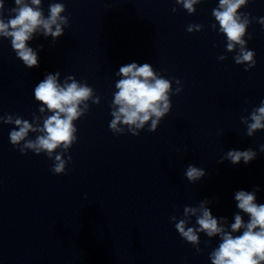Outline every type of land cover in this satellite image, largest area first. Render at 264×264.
Returning a JSON list of instances; mask_svg holds the SVG:
<instances>
[{
    "label": "clouds",
    "instance_id": "clouds-1",
    "mask_svg": "<svg viewBox=\"0 0 264 264\" xmlns=\"http://www.w3.org/2000/svg\"><path fill=\"white\" fill-rule=\"evenodd\" d=\"M201 0H176L177 4L183 6L189 14H193L196 8L193 6ZM248 4V0H219L217 8L213 9L212 15L219 24L220 33L227 39L226 49L228 52L236 51L233 57L238 65L246 64L244 71L255 67V55L252 50L246 47L244 37L247 28L251 23L250 13L241 12L240 9ZM14 7L8 10V18L5 19L4 0H0V37L10 38L11 47L17 57L27 68L39 66L37 52L28 46L34 34L42 30L45 37H51L56 41L64 35V30L69 27V17L62 15L65 12V4L54 2L49 4V14L45 17L42 0H14ZM176 9L173 8V12ZM258 22L264 25V17ZM213 29L216 24H212ZM203 25H189L187 31H201ZM251 40L252 36L249 35ZM237 45L239 49L237 51ZM43 47V46H41ZM220 60L226 59L220 56ZM116 75L123 77L119 79L115 88L112 101L109 128L114 134H123L127 126L128 132L134 136L140 134V129L150 123L149 132H155L160 121L171 111L172 103L169 93L178 95L182 88L180 80L176 79L177 87L172 90V82L154 71L149 63L138 64L128 63L119 68ZM60 72L49 73L40 81L34 89V98L42 105H46L51 113L43 119V126L38 123H30L19 116L7 115L0 117L4 124H14L15 128L10 131V142L17 147L21 154L31 150L39 155L46 153L54 158L51 171L54 174H63L66 165L71 161L69 155L67 160L64 153H67L77 141V128L73 121L85 116L89 105L85 103L93 96V88L86 83H78L73 76H68L63 84L58 81ZM68 81H71L70 83ZM100 99H92L93 104H99ZM83 105V107H81ZM40 113L45 112L44 107L39 108ZM154 117V119H153ZM40 120L39 116L33 115V121ZM242 123L247 126V136L252 137L257 131L264 130V101L259 107L254 108L249 117H241ZM42 133L36 138L26 139L29 133ZM23 141V143H21ZM57 149H61L57 153ZM260 152H264V145H260ZM257 152L253 149L245 151L229 150L218 163L224 160L230 161L233 165L243 161L245 164L253 161ZM206 175L202 168L188 165L185 176L191 183L199 181ZM239 190L235 193L237 208L240 210L234 215V222L230 225L225 217L213 216L211 209L207 206L211 201L205 199L198 206H185L183 218L177 222V217L170 219L175 222V228L182 239L191 244L197 251L201 252L200 235L205 234L208 238L218 237L220 242L210 253L211 264H264V204L256 202V192ZM248 220H244V216ZM195 217L197 226H188L191 218Z\"/></svg>",
    "mask_w": 264,
    "mask_h": 264
}]
</instances>
